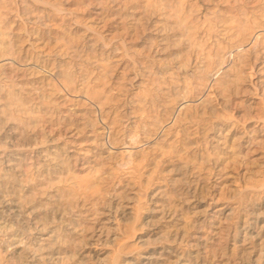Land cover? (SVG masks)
I'll return each instance as SVG.
<instances>
[{
  "label": "rangeland",
  "instance_id": "374dc122",
  "mask_svg": "<svg viewBox=\"0 0 264 264\" xmlns=\"http://www.w3.org/2000/svg\"><path fill=\"white\" fill-rule=\"evenodd\" d=\"M0 264H264V0H0Z\"/></svg>",
  "mask_w": 264,
  "mask_h": 264
}]
</instances>
